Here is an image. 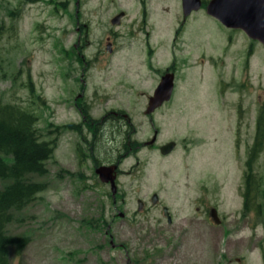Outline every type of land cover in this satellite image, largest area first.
Returning <instances> with one entry per match:
<instances>
[{
    "label": "rangeland",
    "instance_id": "rangeland-1",
    "mask_svg": "<svg viewBox=\"0 0 264 264\" xmlns=\"http://www.w3.org/2000/svg\"><path fill=\"white\" fill-rule=\"evenodd\" d=\"M181 5L0 0V102L29 108L50 133L44 139L57 138L47 188L8 226L28 235V244L19 253L10 248L6 264H264V150L252 165L261 207L243 206L248 150L264 109V46L224 27L204 6L180 24ZM171 60L172 96L147 115L154 69ZM74 101L97 117L124 112L138 140L158 129L154 145L120 160L114 197L95 168L114 164L121 126L114 140L93 141L90 156L84 126L82 135L55 131L80 126ZM171 139L175 148L161 153L159 145ZM208 206L220 224L207 218Z\"/></svg>",
    "mask_w": 264,
    "mask_h": 264
},
{
    "label": "trees",
    "instance_id": "trees-1",
    "mask_svg": "<svg viewBox=\"0 0 264 264\" xmlns=\"http://www.w3.org/2000/svg\"><path fill=\"white\" fill-rule=\"evenodd\" d=\"M31 91L33 92L32 86ZM84 115L89 116L88 112ZM38 116L29 108L0 102V264L8 261L10 248L16 253L28 244L29 236L14 234L8 226L18 221L21 212L47 188L43 179L48 173L47 161L53 157L57 138L44 139L50 133L37 127ZM51 124H48V127ZM61 130L77 129L73 124L56 126ZM264 150V109L256 121V134L248 150L243 190L244 212L250 202L259 210L260 177L253 162Z\"/></svg>",
    "mask_w": 264,
    "mask_h": 264
},
{
    "label": "water",
    "instance_id": "water-1",
    "mask_svg": "<svg viewBox=\"0 0 264 264\" xmlns=\"http://www.w3.org/2000/svg\"><path fill=\"white\" fill-rule=\"evenodd\" d=\"M201 4V0H182L183 15L187 16L192 10L199 9ZM206 12L218 19L226 27L242 29L249 38L259 41L264 46V0H209L206 4ZM123 15V12L118 13L112 18V21L118 23ZM172 91V74H166L162 76L161 82L156 87L153 95L149 97L145 113L153 112L163 102L168 101L171 98ZM173 147V142L168 143L164 145L161 152L167 154ZM116 167L115 164L100 165L95 170L102 181L110 184L112 194L116 192ZM156 199L157 196L154 194L151 200L155 203ZM163 211L169 218L166 207L163 208ZM211 216L215 222H218L215 210Z\"/></svg>",
    "mask_w": 264,
    "mask_h": 264
},
{
    "label": "flooded vegetation",
    "instance_id": "flooded-vegetation-1",
    "mask_svg": "<svg viewBox=\"0 0 264 264\" xmlns=\"http://www.w3.org/2000/svg\"><path fill=\"white\" fill-rule=\"evenodd\" d=\"M201 1H202V3L205 2V0H201ZM185 19H186V17L183 18V16H182V20L180 21V24H183L185 22L184 21ZM232 30L241 31L240 29H232ZM154 72H158V75H157L158 80H156V82H155L156 85L154 84L155 87H154V85H153L154 88L152 87V89H153L152 93L155 91L156 87L161 82L162 76H164L166 74H172L173 81L175 79V70H174L172 60L170 61V65L163 68L162 71H159L158 68H155ZM173 90H174V86H173ZM77 97L78 98L84 97L83 92L78 94ZM149 97H150V95L148 96V99H149ZM74 107H76L77 108L76 110H78L79 116L81 118V124H80V126H79V124L78 125L73 124V125L75 127H77L76 131H78L80 134H81V127H83V126L85 127L86 134L85 135L81 134V135L83 137H85V139H87V135H89V137L91 139V140L86 141V143L89 146L88 149H89L90 156H92V154H93V141L103 139V138L108 140V141L114 140V138L116 137V134L119 130L118 125L121 126V128L119 130L120 132H118L120 135L122 134L121 142H119L117 146H113V149L116 151V157L112 160V162H110V163H117V167L119 166V162L123 157L130 156L132 154H136L137 151H139L141 149L140 148L141 146H143V145H145V146L154 145L156 140H157V135H158V129L157 128L153 130L152 137L150 139L148 138L145 140H138L136 137H134V135H135L134 132L136 131V134H137V130L135 128H132V127H134L133 124L131 123L130 119L128 117H126L124 112H122V111H115V110L109 109L103 114V116L97 117L94 114H91V108H90L89 104H87L85 102L78 103V102L74 101ZM84 112H88V114H89V116L87 115V119H86V116L84 115ZM118 115H119V117H118ZM148 115H151V114H148ZM120 117L127 118V122H124V121H122L123 123L119 122L118 118H120ZM114 119L116 120V123L114 122ZM149 119H151V116H149ZM115 128H118V129L115 130ZM115 131H116V134H115ZM89 141H92V142H89ZM171 142L174 143V147H173V149H174L176 146V143L174 140L171 139V140H168L167 142H165L163 144H160L158 147L159 150H161L164 147V145L171 143ZM122 145H124V147H121ZM84 155H87V154H84ZM109 157H111V156H109ZM100 165H106V164H100ZM100 165H98V166H100ZM94 166H97V165L94 164ZM118 172H119V168H116V170H115V176H116L115 182L117 181ZM117 192L118 191L116 189V192L114 193V195L117 194ZM114 195H113V197H114ZM139 205H140V209L138 208V210H141V207L143 206L142 200H140L138 202V206ZM162 207H164V206H162ZM212 212L214 213L212 206L206 207L205 214H207L208 219L213 220V218L211 216ZM118 213H119L120 217H123L124 214L122 212H118ZM215 214H216V212H215ZM217 219L219 220L218 217H217ZM166 220H167V222H166L167 226L173 225L172 221H171V217L170 218L166 217ZM221 222L219 220L218 223L220 224ZM160 226L156 229L164 231V234L170 231L169 227H167V226L166 227H160ZM126 264H133V260H128L126 262ZM222 264H228V261H225Z\"/></svg>",
    "mask_w": 264,
    "mask_h": 264
}]
</instances>
